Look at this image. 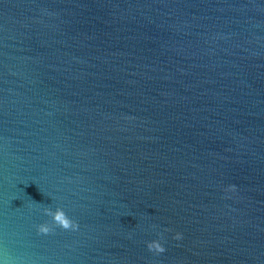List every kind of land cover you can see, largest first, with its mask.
I'll return each mask as SVG.
<instances>
[{
    "label": "water",
    "instance_id": "95a60500",
    "mask_svg": "<svg viewBox=\"0 0 264 264\" xmlns=\"http://www.w3.org/2000/svg\"><path fill=\"white\" fill-rule=\"evenodd\" d=\"M0 261L264 264V0H0Z\"/></svg>",
    "mask_w": 264,
    "mask_h": 264
},
{
    "label": "clouds",
    "instance_id": "9594fccd",
    "mask_svg": "<svg viewBox=\"0 0 264 264\" xmlns=\"http://www.w3.org/2000/svg\"><path fill=\"white\" fill-rule=\"evenodd\" d=\"M45 214L52 217L53 221L56 225L59 227L65 229V230H72L76 231L79 228V224L67 217L63 211H61L59 208L56 209L55 212L51 211L50 209L45 208L44 209ZM36 231L38 234L47 235L52 231V227L48 223H40L36 225ZM164 231H170V229H165ZM157 239H152L150 241H146V247L150 252L160 254L164 253L166 251L163 243V237L157 234ZM182 238V234L180 232H176L173 236V239L180 240ZM0 264H4L3 261H0Z\"/></svg>",
    "mask_w": 264,
    "mask_h": 264
}]
</instances>
